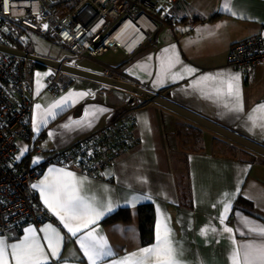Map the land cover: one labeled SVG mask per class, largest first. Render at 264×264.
Instances as JSON below:
<instances>
[{
    "label": "crops",
    "instance_id": "crops-1",
    "mask_svg": "<svg viewBox=\"0 0 264 264\" xmlns=\"http://www.w3.org/2000/svg\"><path fill=\"white\" fill-rule=\"evenodd\" d=\"M225 3L226 0H177L172 5L165 4L163 8L161 5V14L157 16L165 21L160 19L157 32L131 57L112 52L113 62L107 67L114 69L124 81L142 85L169 102L264 146V110L254 111L264 104V66L244 75L228 65L227 58L231 45L264 32V0H231V12L224 10ZM171 18L174 20L170 21ZM166 57L179 60L171 73L162 69ZM187 68L194 69V73L185 71ZM52 72L47 71L39 77L30 76L35 100L29 125L32 138L17 142L18 151L14 161L27 159L33 167L42 168L34 184H39L49 176L50 169H64L84 180L85 193L94 196L97 202H107L109 198L113 201L114 211L93 225L116 254L107 258V261L123 258L154 243L157 208L167 218L174 239L183 249L184 264H230L232 238L223 233L222 228L231 227L235 240L240 244L250 239L239 234L241 231L246 232L244 219L264 226V162L261 157L246 150L243 151L246 154L238 156L206 150L200 153L186 152L184 145L189 143L186 141L189 138L183 139L179 131L183 128L191 130V125H197L144 100L130 103V95L126 92L103 88L96 82L82 78L64 75L70 83L68 89L58 96H51L46 87ZM173 75L177 78L173 79ZM229 75L239 76V111L235 110L237 101L234 98L215 94L218 85L213 81L196 85L198 80L206 76L222 79ZM78 93L88 95L77 97L75 94ZM69 94H73L75 102L69 100L62 108L54 109V118L44 115L53 103ZM37 104L41 106L39 110L36 109ZM100 108L106 111L97 112L94 117H85L86 112H96ZM129 111H132L136 138L130 151L119 155L108 165H99L96 175L81 171L74 161L64 163L61 154L67 148L99 134L109 126L121 124L123 114ZM43 120L47 122L43 123ZM76 121L83 123L77 124ZM34 126L39 127L38 132ZM198 128L203 130L199 133L202 136L211 134ZM211 141L214 147L221 143L227 147L228 144L234 145L216 136ZM235 146L236 152L238 146ZM25 148L27 151L21 155ZM18 156L19 159H16ZM37 159L39 162L34 163ZM178 176L188 179L186 184L191 193L190 208L179 206ZM33 192L37 203L57 221V225L50 222L39 226L19 224L5 236H0V239L8 244L18 243L23 240L25 230L31 227L37 230L41 243H45L44 233L39 230L51 224L64 239L60 257L50 256L48 264H87L76 238L45 207L39 191L33 189ZM132 196H150L151 199H141L135 207H131L128 201ZM226 196L231 199L232 211L225 225H221L219 217ZM239 199L241 203L238 204ZM147 204L153 206L155 218L153 240L144 245L139 232L138 208ZM119 209L129 210V223L102 224L106 217ZM206 228H216L217 233L214 235L209 231L207 235H202V230ZM101 264L106 262L102 261Z\"/></svg>",
    "mask_w": 264,
    "mask_h": 264
},
{
    "label": "built area",
    "instance_id": "built-area-1",
    "mask_svg": "<svg viewBox=\"0 0 264 264\" xmlns=\"http://www.w3.org/2000/svg\"><path fill=\"white\" fill-rule=\"evenodd\" d=\"M160 1L172 5L177 0H0V32L17 33L20 29L55 40L72 54L68 59H53L66 65L75 66L84 57L99 59L112 52L131 57L157 32V21L162 19L157 16L161 11ZM140 20L144 26L138 24ZM122 27H129L126 36L129 44L136 42L130 50L118 37ZM132 27L139 29L130 31ZM0 46L27 53L15 48L3 34H0ZM227 58L228 65L244 75L264 66V32L231 45ZM31 63L20 56L0 53V236L19 224L57 225L37 203L33 192L32 185L39 179L41 169L33 167L27 159L14 161L17 142L32 138L29 125L35 100L28 74ZM100 69L101 75L124 81L112 69ZM64 75L53 71L47 79L46 89L51 96L68 89L70 83ZM130 97L133 103L139 100ZM132 118L129 111L121 118L128 126L112 125L79 142L78 153L70 161L76 162L86 174H98L99 165L112 163L134 147Z\"/></svg>",
    "mask_w": 264,
    "mask_h": 264
},
{
    "label": "snow or ice",
    "instance_id": "snow-or-ice-1",
    "mask_svg": "<svg viewBox=\"0 0 264 264\" xmlns=\"http://www.w3.org/2000/svg\"><path fill=\"white\" fill-rule=\"evenodd\" d=\"M231 0H226L223 5L224 10L231 12L229 6ZM235 15V13H233ZM47 28V25H44ZM179 63V60L174 57H166L162 64V69L166 73H171V70ZM187 72L194 73V69L187 68ZM39 77V74H37ZM173 79L177 76L173 75ZM213 81L218 85L215 87L217 96L227 95L237 101L235 110H241L239 102L241 98L239 88V76L229 75L222 79L217 77H203L198 80L196 85L205 84L208 81ZM39 83V81H38ZM77 97L88 95L87 93L75 94ZM69 100H73V94L63 97L61 100L53 103L44 113L45 116L55 117L54 109L62 108ZM73 102H75L73 100ZM227 106V105H226ZM41 106L36 105L39 110ZM264 110V104L259 105L254 111ZM106 109L100 108L96 112H86L85 117L95 116L96 113H103ZM252 119V117H250ZM46 123V120L42 121ZM77 124H82L83 121H76ZM90 126V123H89ZM65 127H68L65 125ZM38 132L39 127L34 126ZM51 135V134H50ZM27 149H23V152ZM19 159V156L16 157ZM38 159L34 163H38ZM146 183V181H142ZM85 181L79 179L75 173L64 169H50L49 176H46L39 184H33L32 188L37 189L40 193L45 207L58 218L60 224L67 232L76 238V243L79 245L83 256L87 260V264H101L105 261L106 264H184L182 260L183 249L179 246V242L174 239L172 229L169 227L167 218L157 208L158 219L155 225V241L149 247L140 248L136 252H132L123 258L112 259L107 261V258L114 257L116 254L110 247L107 239L100 235L93 225L108 213L114 211V203L109 198L107 202L99 203L96 198L88 196L84 191ZM141 199H151L150 196H132L128 201L129 206L135 207L136 203ZM232 211L231 199L226 196L223 203V211L220 214L219 220L221 225H225L229 213ZM246 232L241 231V236H248L250 239L247 242L238 244L234 238V230L231 227L224 226L223 233L228 234L232 238V251L230 255V264H264V226L255 224L249 219L243 220ZM26 234L18 243L8 244L4 239H0V264H48L49 258H59L61 245L64 237L51 224L40 229L44 233L43 241L37 235V230L27 228ZM217 233L216 228L203 229L201 234L207 235L208 232ZM45 244L47 251L45 250Z\"/></svg>",
    "mask_w": 264,
    "mask_h": 264
},
{
    "label": "water",
    "instance_id": "water-1",
    "mask_svg": "<svg viewBox=\"0 0 264 264\" xmlns=\"http://www.w3.org/2000/svg\"><path fill=\"white\" fill-rule=\"evenodd\" d=\"M0 53L5 54H11L20 56L22 58L27 59L28 61L40 65L44 68H48L52 71H59L66 75H69L71 77L76 78H82L86 80H90L93 82H96L100 85H103L105 87L114 88L118 90H122L129 94L130 96H136L139 99H142L146 102H149L151 104H155L157 106H160L184 119L187 121L197 125L198 127H201L216 136L238 146L239 148L246 150L250 153L255 154L258 157H261L264 159V146H261L253 141H250L244 137H241L225 128H222L221 126L210 122L198 115H195L194 113L187 111L186 109H183L171 102H169L167 99L162 97L159 93H155L153 91H150L146 87L138 84H134L127 81H121L117 79H113L107 76H103L100 73L97 72H90L88 70L81 69L79 67H75L72 65H66L60 62H57L53 59L44 58L35 56L29 53H24L21 51H17L14 49L6 48L0 46ZM132 98H129V102L132 103Z\"/></svg>",
    "mask_w": 264,
    "mask_h": 264
},
{
    "label": "trees",
    "instance_id": "trees-1",
    "mask_svg": "<svg viewBox=\"0 0 264 264\" xmlns=\"http://www.w3.org/2000/svg\"><path fill=\"white\" fill-rule=\"evenodd\" d=\"M0 34H3L7 38V40L10 41V43L15 48H17L19 50H23L27 53H31L28 50V44H25L24 41L22 40L25 37H28L29 32H27L25 30H20V29L18 30L17 33L2 30V33L0 32ZM30 66L31 67L28 70L29 78L31 76L30 72L33 71V68L34 69H46V68H44L40 65L34 64V63H31ZM52 75H53V72L50 76H52ZM121 124L124 126L129 125L123 120H122ZM202 131H203L202 129L191 125V130L189 128H187V129L183 128V129H180L179 134H180V136H182L183 139L194 137L196 140H199V139L202 140L203 136L199 134ZM195 139H194V141H195ZM135 141H136V138H135ZM234 146L235 145L231 146L230 144H228L229 151L230 150L234 151ZM193 147H194V145H193ZM238 149L241 151H244L243 149H241L239 147H238ZM78 150H79V146L77 144L72 145L70 148H67V150L61 154V156L64 158V162L70 161L71 157L75 158L76 154L78 153ZM202 150H204V149L202 147H200L198 144L195 145L194 149H192V147L189 149L185 148L186 152L200 153V152H202ZM53 162H54V160H53ZM263 162H264V159H263ZM40 169L42 172V168H40ZM184 177L179 181V183H180L179 189H178L179 190V206H181L183 208L184 207L190 208L191 207V193H190V188H187V184H186L188 179H185ZM239 203H241L240 199L238 201V204ZM138 212H139L138 213L139 214V232H140V237H141V243L144 245H148L153 240V227H154V218H155L154 208L151 204H147V205L140 206L138 208ZM130 220H131V216H130L129 210L128 209H119L115 213L106 217L103 220L102 224L108 225V224L117 223V222L129 223Z\"/></svg>",
    "mask_w": 264,
    "mask_h": 264
},
{
    "label": "rangeland",
    "instance_id": "rangeland-1",
    "mask_svg": "<svg viewBox=\"0 0 264 264\" xmlns=\"http://www.w3.org/2000/svg\"><path fill=\"white\" fill-rule=\"evenodd\" d=\"M160 5H162V8H163L165 6V3L163 1H160ZM154 19L156 20L155 17H154ZM157 23L159 24V21H157ZM22 40L24 41L25 44H28L29 52H31V54H34L36 56L49 58V59H68V58L72 57V54L70 53V51L66 47L58 44V42H56L55 40H49V39L43 38V37H41L35 33L29 32L28 37H25ZM118 55H122L121 52H119ZM112 58H113L112 53L106 54L104 57L99 58V59H91L88 57H84L80 61L78 60L76 62V65L77 66H83L85 68L88 67L90 69H93V71L100 72L101 69L99 70V68L107 67V66H110L112 64V62H113V61H111ZM107 68H110V67H107ZM46 69L40 71V70H36L33 68V71L30 72L32 74L31 76L35 77V76H37V74H39V75L44 74L45 75L47 73V71H48V73L51 71L48 68H46ZM41 76H43V75H41ZM214 136H216V135L213 133L205 134V135H203L202 140L201 139L196 140L193 137L195 139V141L193 138H189L187 140L189 143L184 145V148L189 149L192 147V149H194L195 145L198 144L200 147H202L206 151L215 152L216 154H221V155L235 156V154H236V156H238L241 153H245L243 151H240L238 148H236L237 149L236 152L231 151V150L229 151V147L225 146L223 143H221L218 146L215 145V147H214V144H212V141H211V138H213ZM216 137H218V136H216ZM220 139H221V141H224V139L223 140H222V138H220ZM193 145H194V147H193ZM172 164H173V160L171 158V165ZM182 178H183V176H178L177 177V183H179V181Z\"/></svg>",
    "mask_w": 264,
    "mask_h": 264
},
{
    "label": "bare ground",
    "instance_id": "bare-ground-1",
    "mask_svg": "<svg viewBox=\"0 0 264 264\" xmlns=\"http://www.w3.org/2000/svg\"><path fill=\"white\" fill-rule=\"evenodd\" d=\"M138 24H139V25H142V26L145 25V23L143 22V20H140V21L138 22ZM144 28H145V27H144ZM137 29H139V27H132L130 31H136ZM128 33H129V27H122V29H121L120 32H119V36H118V37H119V39L122 40L123 45L125 46V48H126L127 50H130V49H132V48L135 47L136 42L133 41V42H131V43L129 44V41L126 40V36H127Z\"/></svg>",
    "mask_w": 264,
    "mask_h": 264
},
{
    "label": "clouds",
    "instance_id": "clouds-1",
    "mask_svg": "<svg viewBox=\"0 0 264 264\" xmlns=\"http://www.w3.org/2000/svg\"><path fill=\"white\" fill-rule=\"evenodd\" d=\"M76 67V66H75ZM97 73H99V72H97ZM67 76H69V75H67ZM71 77V76H70ZM103 86V85H102ZM107 88H109V87H107ZM139 100H141L142 101V99H139Z\"/></svg>",
    "mask_w": 264,
    "mask_h": 264
}]
</instances>
